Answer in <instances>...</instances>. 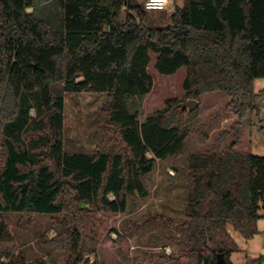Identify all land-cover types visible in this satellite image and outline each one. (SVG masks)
<instances>
[{
	"label": "trees",
	"instance_id": "16d2710c",
	"mask_svg": "<svg viewBox=\"0 0 264 264\" xmlns=\"http://www.w3.org/2000/svg\"><path fill=\"white\" fill-rule=\"evenodd\" d=\"M52 1L60 11L56 29L35 0H0V264L2 258L47 264L26 259L6 213L21 214L23 225L51 216L62 227L51 243L70 247L67 264H88L85 258L93 255L99 264L105 219L125 214L131 197L149 195L147 178L157 160L186 152L204 124L192 121L202 98H229L225 112L243 128L259 115L264 97V90L255 92L264 78V0H184L163 27L141 0ZM153 55L160 78L183 77L185 97L140 123L155 88ZM82 93L107 96L100 146L108 152L66 151L65 97ZM189 100L199 106L179 107ZM259 130L264 133L263 120ZM243 137L236 132L222 152L189 154L186 219L168 220L188 230L180 242L187 249L178 258H157L217 264L223 255L224 264H233L238 246L229 226L246 240L259 233L264 157L246 150ZM110 231L123 241L118 229ZM246 264H264V256Z\"/></svg>",
	"mask_w": 264,
	"mask_h": 264
},
{
	"label": "rangeland",
	"instance_id": "374dc122",
	"mask_svg": "<svg viewBox=\"0 0 264 264\" xmlns=\"http://www.w3.org/2000/svg\"><path fill=\"white\" fill-rule=\"evenodd\" d=\"M35 1L39 13L48 19L53 29H56L60 16L56 4L52 0ZM183 3L184 0H173L175 7ZM32 10L28 9L29 12ZM172 13L153 11L151 15L156 26L163 27L170 23ZM152 58L150 72L155 79V88L152 94L146 97L143 109L141 108L140 123L144 122L147 113L164 108L169 100H181L185 97L180 82L183 81V77L180 81L160 78L154 69L156 57L153 55ZM263 90L264 78L255 84L256 93ZM229 102V98L219 93L202 98L200 108L195 112L192 121H202L204 124L189 138L186 152L178 157L157 160L153 173L147 178L149 195L145 198L136 195L131 197L125 214L105 219L106 231L102 235L99 249V264H170L156 256L165 254L178 258L187 249V246L180 242L187 240L188 230L170 225L168 220L180 223L186 219L188 205L186 170L190 153L227 150L237 139L236 132L239 133L240 130L244 135L246 150L264 157V133L259 130L260 121H264V97L257 102L259 115L253 113L243 128L235 125L238 117L225 112ZM106 105V95L82 93L65 97L67 152L90 153L98 149L101 152H108V146H100L104 137L100 128L105 124L102 109ZM32 116H35L34 110ZM225 132L231 134L227 136ZM149 157L154 156L149 154ZM4 217L17 240L19 249L28 261L43 260L47 264H67L70 247L60 249L51 243L62 231V227L54 224L51 216L37 215L34 223L29 225L21 224L22 215L19 213H6ZM113 228L118 229L124 238L123 241L119 240L117 233L110 231ZM258 229L259 233L247 240L246 248L232 257L235 264L247 263L264 256V219L259 220ZM52 230L54 233L51 235ZM229 230L237 242L239 251L245 239L232 226H229ZM85 261L93 264L95 256H88ZM2 262L7 263V258H2Z\"/></svg>",
	"mask_w": 264,
	"mask_h": 264
},
{
	"label": "built area",
	"instance_id": "2783aa9c",
	"mask_svg": "<svg viewBox=\"0 0 264 264\" xmlns=\"http://www.w3.org/2000/svg\"><path fill=\"white\" fill-rule=\"evenodd\" d=\"M147 11H165V12H174L175 6L173 5V0H141ZM54 231L52 230L50 234L52 235ZM113 236H115L113 234ZM5 263V262H4ZM8 264V260L7 263Z\"/></svg>",
	"mask_w": 264,
	"mask_h": 264
},
{
	"label": "water",
	"instance_id": "95a60500",
	"mask_svg": "<svg viewBox=\"0 0 264 264\" xmlns=\"http://www.w3.org/2000/svg\"><path fill=\"white\" fill-rule=\"evenodd\" d=\"M199 106V102L197 100H189L187 102H184L180 104L179 107L182 109H189V110H194ZM217 264H224V257L223 255H219V260Z\"/></svg>",
	"mask_w": 264,
	"mask_h": 264
},
{
	"label": "crops",
	"instance_id": "0c3cea01",
	"mask_svg": "<svg viewBox=\"0 0 264 264\" xmlns=\"http://www.w3.org/2000/svg\"><path fill=\"white\" fill-rule=\"evenodd\" d=\"M258 81V80H257ZM256 81V82H257ZM220 94V93H219ZM213 95H215V94H213ZM222 95V94H221ZM219 96V95H218ZM216 98H217V96H215V100H216ZM234 119V118H233ZM246 243H247V240L245 239L244 240V242H242V245H241V247L239 248V251L237 250L235 253H237V252H242L245 248H246ZM235 253H233V255H232V257L234 256V254ZM231 261H232V263L233 264H235V262L232 260V258H231ZM242 264H246V263H242Z\"/></svg>",
	"mask_w": 264,
	"mask_h": 264
},
{
	"label": "bare ground",
	"instance_id": "6f19581e",
	"mask_svg": "<svg viewBox=\"0 0 264 264\" xmlns=\"http://www.w3.org/2000/svg\"><path fill=\"white\" fill-rule=\"evenodd\" d=\"M31 9V8H30Z\"/></svg>",
	"mask_w": 264,
	"mask_h": 264
}]
</instances>
